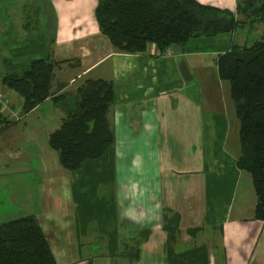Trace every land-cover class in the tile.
Wrapping results in <instances>:
<instances>
[{"label": "crops", "instance_id": "obj_1", "mask_svg": "<svg viewBox=\"0 0 264 264\" xmlns=\"http://www.w3.org/2000/svg\"><path fill=\"white\" fill-rule=\"evenodd\" d=\"M49 1L53 41L43 54L63 61L51 92L73 97L87 78L113 82L107 119L114 144L99 159L65 171L48 144L61 122L55 129L27 124L44 102L64 116L65 110L47 98L22 114L16 109L22 97L0 82L6 103L0 102V223L33 214L56 264H167L165 225L176 216L175 251L203 245L208 264H264V221L253 217L251 176L235 164L239 121L216 64L236 29L162 53L154 43L122 53L98 29L97 0ZM197 1L235 12L238 0ZM23 21L20 11L11 24L0 19V36L11 26L24 30ZM20 48L15 54L24 57ZM4 54L1 74L11 66ZM20 119L22 125L13 123ZM37 168L44 173L38 200L30 186Z\"/></svg>", "mask_w": 264, "mask_h": 264}, {"label": "trees", "instance_id": "obj_2", "mask_svg": "<svg viewBox=\"0 0 264 264\" xmlns=\"http://www.w3.org/2000/svg\"><path fill=\"white\" fill-rule=\"evenodd\" d=\"M94 17L113 48L129 54L144 51L150 43L162 53L191 39L231 33L246 22L263 24L258 40L231 44L217 56L216 64L219 77L229 84L239 121L240 154L235 164L251 176L253 217L264 221V0H238L235 12L197 0H97ZM24 49L20 48L24 57L19 63L5 60L11 66L0 73V82L22 97L24 112L47 98L65 110L61 124L48 137L61 167L76 170L86 160L102 157L115 138L107 119L115 96L113 82L87 78L73 97L65 92L54 95V69L63 61H56L48 51L43 54L42 46L24 45ZM176 222V216L171 217L165 225L167 264H208L203 245L173 249ZM194 230L198 229L190 232ZM0 264H56L33 214L0 223Z\"/></svg>", "mask_w": 264, "mask_h": 264}, {"label": "rangeland", "instance_id": "obj_3", "mask_svg": "<svg viewBox=\"0 0 264 264\" xmlns=\"http://www.w3.org/2000/svg\"><path fill=\"white\" fill-rule=\"evenodd\" d=\"M19 11L22 15L24 14L25 17V21H23L25 26L24 30L13 28V26H11V29L5 30L4 35L0 36V55L4 51V55L6 56V58L8 57L9 59H12L14 63H19L23 59L22 55H20L19 57V55L15 54V50H17L19 47L27 45V47L31 48L37 45V47L42 46L48 49L51 45L49 39L50 32L52 31V25L50 26V24L48 23V18H51L49 17V15H52L50 1L0 0V19L4 24H11L12 17ZM240 17L242 18V16ZM262 26L263 25L259 22H246L245 26L236 28L233 42L237 44H251L252 42L260 38ZM32 38L33 40H29ZM26 40H29V42H27ZM38 56H40V54L34 55L33 57ZM7 70H10L9 67ZM18 97L20 98L19 95ZM16 109H18V111L23 114V110L21 109L19 103L16 104ZM61 116L62 118L64 117V115L60 113L59 109H56L51 101H48L42 103L39 110L35 112L34 115H30L28 117L27 124L32 125L37 122H42L46 129H55V127H57L61 122H57V119H59ZM2 122L11 124V122L8 120ZM13 123L22 125L23 119L14 121ZM52 151L54 155L57 154L56 151ZM64 170L68 171L66 169ZM32 176L34 178V184L30 186L34 187L35 197L38 200L40 191L44 187V173L37 168V170L32 172ZM30 184H32L31 180ZM242 194L243 191L241 190V188L238 189L237 194H233L232 198H235V204H238L237 202L241 201Z\"/></svg>", "mask_w": 264, "mask_h": 264}, {"label": "water", "instance_id": "obj_4", "mask_svg": "<svg viewBox=\"0 0 264 264\" xmlns=\"http://www.w3.org/2000/svg\"><path fill=\"white\" fill-rule=\"evenodd\" d=\"M179 68H180V71H181V73L185 79L190 78L191 75L189 73V70L187 68L185 61H180Z\"/></svg>", "mask_w": 264, "mask_h": 264}, {"label": "built area", "instance_id": "obj_5", "mask_svg": "<svg viewBox=\"0 0 264 264\" xmlns=\"http://www.w3.org/2000/svg\"><path fill=\"white\" fill-rule=\"evenodd\" d=\"M0 102H2L4 104L3 106L6 105V103L3 101V94L1 92H0Z\"/></svg>", "mask_w": 264, "mask_h": 264}]
</instances>
